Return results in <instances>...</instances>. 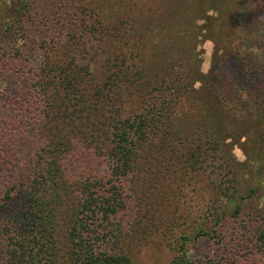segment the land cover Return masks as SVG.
Wrapping results in <instances>:
<instances>
[{"label": "trees", "instance_id": "16d2710c", "mask_svg": "<svg viewBox=\"0 0 264 264\" xmlns=\"http://www.w3.org/2000/svg\"><path fill=\"white\" fill-rule=\"evenodd\" d=\"M14 2L17 15L0 18V264H143L155 238L166 264H264V68L244 78L238 50L226 89L199 93L189 69L148 74L127 51L95 74L94 44L112 25L91 0ZM40 2L65 20L30 21ZM211 93L235 100L241 120ZM229 192L245 200L228 215L216 201ZM185 223L193 236L176 232Z\"/></svg>", "mask_w": 264, "mask_h": 264}, {"label": "rangeland", "instance_id": "374dc122", "mask_svg": "<svg viewBox=\"0 0 264 264\" xmlns=\"http://www.w3.org/2000/svg\"><path fill=\"white\" fill-rule=\"evenodd\" d=\"M32 1L35 6L36 0ZM91 3L96 14L112 25L106 30L103 40L94 44L93 50L97 55L95 62L91 60L90 67L95 74L101 72L100 60L110 53L127 51L142 60L148 74H184L189 69L193 78L192 87L199 93L208 91L210 86L226 89L224 84L237 71L235 55L238 50L245 55V62L252 66L241 73L244 78L254 73L253 68H264V0H91ZM34 9L28 18L37 21L38 25L39 21L40 24L55 22L60 25L58 16L61 15L62 20L67 16L66 10L56 11L44 2H40V13H35ZM16 15L14 0H0V18ZM122 20L125 24L119 25ZM38 25L35 30L32 29L36 34L39 32ZM118 26L119 31L116 30ZM3 29L4 26L0 25V32ZM28 49L35 51L32 45ZM37 56L35 52L30 63ZM3 87L0 79V90ZM211 96L215 106L219 105L218 101H227V109L235 112L232 118L241 120V110L233 105L235 100L219 95L215 99L212 93ZM242 99L246 108L253 111L255 106L251 91H245ZM235 121L226 117L223 121L219 120L221 132L225 127V132L231 134ZM257 134L264 135V122ZM247 137L243 135L241 140ZM226 142L231 145V152L237 160H245L243 148L238 142L231 137H227ZM243 196L229 192L227 197H219L216 204L228 214L245 200ZM207 203H215L214 198L212 201L208 199ZM206 218L210 230L212 220L208 216ZM176 232L193 236L194 226L187 223L178 225ZM143 253V264H166L172 256L160 238L149 242Z\"/></svg>", "mask_w": 264, "mask_h": 264}]
</instances>
